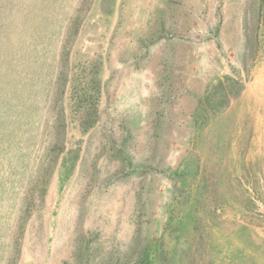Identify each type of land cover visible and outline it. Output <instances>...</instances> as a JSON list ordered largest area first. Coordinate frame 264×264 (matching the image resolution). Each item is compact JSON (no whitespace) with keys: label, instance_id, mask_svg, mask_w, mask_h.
I'll return each instance as SVG.
<instances>
[{"label":"rangeland","instance_id":"rangeland-1","mask_svg":"<svg viewBox=\"0 0 264 264\" xmlns=\"http://www.w3.org/2000/svg\"><path fill=\"white\" fill-rule=\"evenodd\" d=\"M127 2L0 0V264H264V0L206 19L237 59L189 136Z\"/></svg>","mask_w":264,"mask_h":264},{"label":"crops","instance_id":"crops-1","mask_svg":"<svg viewBox=\"0 0 264 264\" xmlns=\"http://www.w3.org/2000/svg\"><path fill=\"white\" fill-rule=\"evenodd\" d=\"M218 1L128 0L123 4L128 16L132 10V23L150 26L145 32L150 39L145 51L151 58L149 71L154 73L151 87L158 90L173 86L177 90L174 93L157 91L158 96L164 94L170 98L162 107L156 104L155 110L147 103H141L144 114L159 113L162 115L160 120L172 118L179 121L177 128L186 130L182 133L161 132V136H189L190 121L198 113L200 98L209 84L217 77L234 72L233 59H237V55L223 51L228 48L222 47L214 27L208 26L209 34L211 31L212 34L204 39L206 30L203 26L210 23L206 21L210 16L215 23ZM206 9L214 13L206 15Z\"/></svg>","mask_w":264,"mask_h":264},{"label":"bare ground","instance_id":"bare-ground-1","mask_svg":"<svg viewBox=\"0 0 264 264\" xmlns=\"http://www.w3.org/2000/svg\"><path fill=\"white\" fill-rule=\"evenodd\" d=\"M263 98V97H262ZM263 130V129H262Z\"/></svg>","mask_w":264,"mask_h":264}]
</instances>
